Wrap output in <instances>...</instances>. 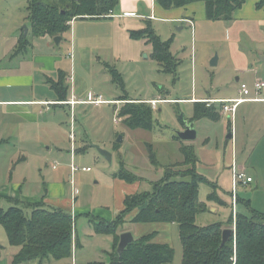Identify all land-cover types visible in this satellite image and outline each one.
Masks as SVG:
<instances>
[{"label": "rangeland", "instance_id": "obj_1", "mask_svg": "<svg viewBox=\"0 0 264 264\" xmlns=\"http://www.w3.org/2000/svg\"><path fill=\"white\" fill-rule=\"evenodd\" d=\"M28 5V0H0V78H33L31 87L0 86V100L54 98L55 94L52 96L50 86L44 82L56 76L40 72L35 60L37 57H55L60 59L57 65L70 74L69 85L73 92L76 90L85 101L101 95L105 102L98 106L78 104L74 110L69 105L25 102L29 106H23V109L31 110L32 116L19 114L7 117L0 110V194L16 197L28 216L33 208L23 203L35 200L45 201L47 206L68 209L72 214L75 219L74 239L80 244L75 247L73 258L60 261L49 259L42 264H109L113 237L98 232L95 223L90 222L86 215L107 221L115 219L120 203L112 175L120 168L119 156L122 155L128 171L143 179L139 186H132L138 187L137 193L150 192L153 185L163 178L167 167H171L173 172L181 169L184 157L180 147L183 143L177 142L175 136L184 129L181 116L187 123L192 119L194 104L174 100L191 97L193 92L198 97L220 94L221 77L231 85L236 83L239 75L234 65L237 68L248 67V71L240 76L251 89L257 81L264 82V63L260 60L264 55V22L259 23L258 19L253 20L248 15L240 20L225 22L211 21L206 17L204 22L195 21L192 26L155 21V31L163 40L173 38L171 51L179 65L176 73L170 74L163 72L152 58L151 45L137 43L130 38V31L139 30L141 26L128 27L129 20L79 19L74 21L71 30L57 46L49 39L30 33ZM243 14L239 9L234 16ZM23 33L32 47L24 56L13 57ZM233 39L235 48L228 43ZM139 45L141 48L138 49ZM71 53L74 54L72 59L69 57ZM215 57L220 62L219 66L211 64ZM111 67L121 74L124 87L114 80ZM260 67L262 70L257 74L255 70ZM258 76L260 79L254 81ZM125 97L132 100L165 97L170 101L159 103L153 109V131L132 130L118 120L123 102L117 100ZM246 108L245 105L240 111ZM247 112H251L252 116L258 114L263 119L264 104L249 108ZM226 116L221 115L218 121L202 118L194 122L197 138L192 145L199 158L197 170L218 185L221 198L230 201L227 207L213 205L215 208L210 210L211 204L215 203L210 202L208 196L215 191L213 187L216 185L212 187L202 183L199 200L208 204L209 211L197 216L199 226L227 222L231 214L235 221V212L250 214L245 205L249 202L252 209L264 213V140L258 135H250L253 128L250 125L241 126L243 148L240 142L238 160L249 168L255 182L238 189L242 202L237 204L235 211L231 205V169L227 167L232 145L228 143H232L233 139H228L230 120ZM71 131L75 134L76 165L91 168L90 172L80 170L74 174L78 194L73 198L69 174L72 163ZM120 136L122 143L116 150L114 145ZM207 137L210 138L208 144L204 141ZM147 143L153 145L159 166L151 163ZM257 145L259 148L253 157L250 148ZM99 149L112 154V163L101 155ZM12 205L14 203L6 199L0 200L4 209ZM214 209L216 211L212 212ZM121 230L132 231L136 238L156 233L154 242L169 244L175 251L169 264L182 263L183 247L177 224L128 221ZM0 244L3 246L0 264H13L20 248L10 245L2 225ZM28 264L41 262L33 260Z\"/></svg>", "mask_w": 264, "mask_h": 264}, {"label": "trees", "instance_id": "obj_2", "mask_svg": "<svg viewBox=\"0 0 264 264\" xmlns=\"http://www.w3.org/2000/svg\"><path fill=\"white\" fill-rule=\"evenodd\" d=\"M121 0H28V19L31 23L30 33L35 37L48 36L54 42L55 37H63L71 30V22L77 19H102L113 15ZM164 10L183 8L203 2L206 17L211 21H232L235 13L241 9L246 0H155ZM257 9L264 11V0L256 4ZM132 40H145L153 48L152 58L161 66L165 73L175 74L179 61L171 51L173 38L163 40L155 31L151 20L145 21V27L131 30ZM32 47L24 33L21 35L13 57L25 55ZM116 82L123 87L121 74L111 67ZM67 75L60 76L52 87L58 94L56 105H66L68 100ZM123 106L118 111L119 118L130 129L153 131L155 121L153 106L145 101L121 98ZM222 104L208 105L207 102H194V116L189 121L195 122L202 118L218 121L222 115ZM180 121L185 124L183 116ZM232 130V123H229ZM175 138L182 142L176 135ZM183 143V142H182ZM115 143L114 148L119 149ZM150 161L159 166L153 152V145L148 144ZM79 148L78 151H80ZM82 150H85L82 147ZM184 160L181 169L171 171L167 167L163 178L155 183L150 192H138L124 199V208L112 221L87 214L90 222L95 223L97 231L113 237L111 261L109 264H169L173 261L175 251L166 243L153 241L156 233H151L134 240L121 254L117 253L120 234L125 232L121 227L126 222L132 223H171L179 226L180 239L183 247L181 264H264V213L245 205L250 214L236 213L234 221L231 214L227 222H216L207 226H199L196 218L200 213L209 211L205 202L199 200L200 185H214L208 178L199 173V158L192 145L182 144L180 148ZM120 168L113 173V178L128 183L142 181L141 177L125 168L122 155ZM180 178V179H177ZM208 200L223 207L228 202L218 195L217 184ZM232 196V194H231ZM6 199L14 203L8 209L0 206V225L7 233L11 246L20 248L13 259V264H28L33 260L53 259L56 261L71 259L78 245L75 241V219L72 214L61 207L47 206L45 201L25 202L24 206L33 208L30 216L20 207V201L12 196L0 194V200ZM242 199L237 196V204ZM247 202V201H245ZM232 205V204H231ZM93 216V217H92ZM130 217V219H129ZM236 229L235 237L223 245V231L227 228ZM3 246L0 244V256ZM88 264H105L93 262Z\"/></svg>", "mask_w": 264, "mask_h": 264}, {"label": "crops", "instance_id": "obj_3", "mask_svg": "<svg viewBox=\"0 0 264 264\" xmlns=\"http://www.w3.org/2000/svg\"><path fill=\"white\" fill-rule=\"evenodd\" d=\"M248 1L246 0L247 3H248ZM259 1L260 0H252L251 2L249 1L248 4L245 3L244 6L241 8V10L244 14L234 16L233 20H240L243 17H245L244 15H248V17H250L251 19H253V20L258 19L259 23H261V22L263 23L264 22V11L257 9V7H256V4ZM117 10H119V11H117ZM237 12L235 13V15L237 14ZM107 19L129 20L130 24L128 27H130V26H135V27L141 26L140 29L145 27V21H147V20H151L152 23H154L155 21H160V22H166L169 24H171V23H185V24L191 25L188 21H192L194 24L195 21L202 20L204 22L206 20V8H205V4L203 2H199V3H194L191 5H188V6L183 7V8H178V9H173V10H164L163 8H161L159 5L156 4L155 0H121L118 8L113 12V15L108 16L106 18H102L100 20H107ZM78 20L79 19L73 20L71 22V24H70L71 28H72L74 21L78 22ZM135 30H137V29H135ZM40 38L49 39L52 41V39L48 36L40 37ZM134 41H136V40H134ZM143 42L146 43L145 40L137 41V43H143ZM233 42H235V39H233L232 42H228V43H230L231 47L235 48ZM146 44H148V43H146ZM235 44H236V42H235ZM148 45H150V44H148ZM139 48H141V45L138 46V49ZM71 55H72V53L70 54L69 57L71 59L74 58V54L72 55V57H71ZM20 56H24V55H20ZM17 57H19V56H17ZM260 60L264 63V55L261 56ZM58 62H60V59L59 58L57 59L55 57H37L35 60L36 66L39 68L40 72H42L46 76L48 74L56 76L55 78H53V77L49 78L48 80H46V82L43 81L45 84L50 86V90H52V94H53L52 96H54V94H55L54 98H39L37 100H33V99H31V100H12V99L0 100V110H2V114L6 115L7 117H12V116L17 117V115H19V114L25 115V116H32L33 113L31 110H29L27 108L25 110L23 109V106H29V105H25V102H27V103L34 102L36 104H44V105L46 103L48 105H53V106H64V105H56L57 104L56 102H59V98H58L57 92L52 87V82H51V81L58 82L60 76H62L64 73H66V75H67L65 82H66V86L68 87V100H71L72 97H75V99L78 100L79 102L85 101V100H82V98H80V96L77 94L76 90H75V92L72 91L73 88H71L69 85V79L71 76L66 70H64L63 68H61L57 65ZM219 64H220V62L218 60L217 66H219ZM247 68H248L247 66H245V68H237L234 65V69L236 70L237 75H239L235 79L236 83L234 85H231V83L227 82L224 77H221V93L216 95V96H211V94H207L209 96L198 97L197 96L198 94L196 92H193V94H191L192 95L191 97H186L184 99H178V100H174V101L190 102V103L194 104V102H199V101L208 100V99H217V100L238 99L240 97L239 90H240L241 84L242 83H248L247 81H243L241 76H240L243 73L248 71V70H246ZM261 70H262V67H260L258 69V71L255 70V72L257 74H259ZM254 79H255L254 81H257L258 79H260V76L255 77ZM32 83H33V78L30 76H23V77L15 76V77L0 78V86L12 84L14 86L17 85V86L31 87L33 85ZM201 95H203V94H201ZM89 96H90V94H89ZM95 96H101V95H95ZM251 98H253V99L258 98V101H256V100L255 101H247V102L240 104L238 106L237 111H236L235 116H234V122L235 123L233 122L234 123L233 124L231 122L232 123V130L230 133L232 134V138H228V139H233V141H232V143H228V144H232V145L230 148L231 152H230V162L228 163L229 167H227V168L230 170L231 166L233 165V162L236 161L237 166L241 169H244L246 171L247 175L253 179L252 183H254L255 179L251 176L250 172L248 171L249 168L247 166H245L244 164L239 163V160H238V149H239L240 142H241V147L243 148V143H242L243 141L240 137L242 125L253 126V128H251L250 135H258V136L262 137L264 140V118L262 119V117L258 114H256L255 116H252L251 112H250V114L247 112V110L249 108H252V107L257 108L259 105L264 104L263 89L260 91L259 95H256L255 91L253 90L252 94L250 96V99ZM154 100H160L162 102L170 101V100L166 99L165 97L154 98L151 100L144 99L141 101H145V102L150 103V101H154ZM117 101L119 102V100H117ZM136 101H139V100H136ZM162 102H160V103H162ZM78 104H83V103H78ZM78 104H76L75 106H72L70 104H66V105H69L70 109L74 110V107H76ZM245 105L247 106V108L244 109L243 111H240V110H242V108H244ZM222 115H223V117H225L226 115H230V114H226V115L222 114ZM226 117L230 120V116H226ZM186 123L187 122H185V124H184L183 130H185ZM229 123H230V121H229ZM190 124H192V127L194 128V122H192V123L188 122L187 123V125H190ZM175 140H177V139L175 138ZM194 141H182V142L186 145H192V143ZM204 141L206 144H208V143H210V138L207 137ZM177 142H179V141L177 140ZM258 144H260V143H258ZM258 148H259L258 145L255 148L253 146H251L250 149H251V153H252L253 157H254V154L256 153V151L258 150ZM253 168L257 169L256 166H253ZM69 174L71 175V170L69 171ZM115 182H116V187L119 191V200L118 201H119L120 205L118 206V208L116 210V214L118 215L120 213V211L123 210V208H124L125 197L128 195H133V194L137 193L138 187H132V186H139L140 181L136 182V183H128V182H125V181L120 180V179H115ZM252 183H250V184H252ZM13 198L17 199L16 197H13ZM72 198H73V196H72ZM35 201H40V200H35ZM27 202H30V201H27ZM227 202L229 203L230 201H227ZM71 204H73V203H71ZM213 205H217V204H211L210 210L212 208H215V207H212ZM207 206H208V204H207ZM236 207L238 208V205ZM215 211H216V209H214L212 212H215ZM129 219H130V217H129ZM125 232H127V231H125ZM128 232H131L133 234L132 231H128ZM133 236H134V239H137L134 234H133Z\"/></svg>", "mask_w": 264, "mask_h": 264}, {"label": "built area", "instance_id": "obj_4", "mask_svg": "<svg viewBox=\"0 0 264 264\" xmlns=\"http://www.w3.org/2000/svg\"><path fill=\"white\" fill-rule=\"evenodd\" d=\"M191 25H193L192 21H188ZM264 89V82L262 81H257L253 88L251 89L246 83H242L240 86L239 94L240 97L238 99H232V100H217V99H208V100H203V102H207L208 105L212 104H222L223 109H222V114H230V122H234V116L237 111V108L240 104L247 102V101H258L257 99H250V96L252 94V91L254 90L256 95H259L260 91ZM90 98V96H89ZM105 101L102 96H94L89 101H83L79 102L78 100L75 99V97H72L71 100H69L67 103L64 104H70L72 106H75L78 103H83V104H92V105H101ZM162 101L160 100H154L150 101V104L155 108L158 103ZM118 120H122L118 118ZM118 120L115 118V121L118 122ZM70 141L72 145V150H71V157H72V163L70 165V170H71V186H72V196L76 197L78 194V189L75 186L73 176L76 172L82 170L84 172H90L91 168L90 167H80L76 165L74 159L77 154V149L75 148V134L73 131L70 133ZM54 169H56V165L53 166ZM253 179L247 175L246 171L244 169H241L237 166L236 161L233 162V165L231 166V204L233 206V210H236L237 206V196H238V189L240 187H247L252 183ZM236 215V212L234 216ZM234 233H236V229H234Z\"/></svg>", "mask_w": 264, "mask_h": 264}, {"label": "water", "instance_id": "obj_5", "mask_svg": "<svg viewBox=\"0 0 264 264\" xmlns=\"http://www.w3.org/2000/svg\"><path fill=\"white\" fill-rule=\"evenodd\" d=\"M28 32V30H27ZM62 41V37H55L54 38V43L59 46L60 42ZM218 63V58L215 57L211 64L213 66H217ZM177 136L182 140V141H194L197 138V131L192 127V124L186 125L185 130L179 131L176 133ZM228 138H232V134L230 133L228 135ZM117 143H122V137L120 136L117 140ZM99 152L101 153L102 156H104L110 163H112V154L104 149H99ZM234 235V229L232 228H227L223 231V245L230 239V237ZM134 236L131 232H123L120 234V241L118 244L117 248V253L119 256L126 250V248L134 242Z\"/></svg>", "mask_w": 264, "mask_h": 264}]
</instances>
